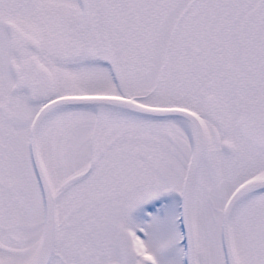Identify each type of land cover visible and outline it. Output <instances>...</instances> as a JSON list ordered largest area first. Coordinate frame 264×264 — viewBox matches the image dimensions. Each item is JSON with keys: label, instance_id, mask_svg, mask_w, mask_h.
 I'll return each instance as SVG.
<instances>
[{"label": "snow or ice", "instance_id": "6c2138e0", "mask_svg": "<svg viewBox=\"0 0 264 264\" xmlns=\"http://www.w3.org/2000/svg\"><path fill=\"white\" fill-rule=\"evenodd\" d=\"M0 264H264V0H0Z\"/></svg>", "mask_w": 264, "mask_h": 264}]
</instances>
